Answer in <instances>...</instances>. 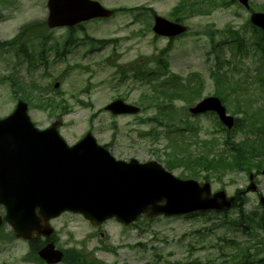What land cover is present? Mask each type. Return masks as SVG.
<instances>
[{"label":"rangeland","instance_id":"374dc122","mask_svg":"<svg viewBox=\"0 0 264 264\" xmlns=\"http://www.w3.org/2000/svg\"><path fill=\"white\" fill-rule=\"evenodd\" d=\"M97 1L115 9V14L107 19L83 22L80 28L71 32L64 27L47 28L44 23L46 0L0 2V41L12 37L20 25L27 23L24 25L28 32L34 31L41 36L40 39L31 38L30 42L33 41L36 50L41 47L48 56L47 62L35 58L32 69L27 71L26 57L15 56L11 50L0 48V117L13 110L19 97L18 86L14 85V92L5 79L17 71L22 82H36L37 86L47 90L41 95L56 101L62 99L67 104L64 110L56 108L52 111L45 107L43 110L37 105L41 95L31 97L28 114L39 128L47 127L60 111V134L69 145L90 131L97 143L107 146L116 159L134 158L138 162L154 159L177 177L202 181L206 171L196 166L197 172L194 173L192 167L195 163L187 160V151L183 149L199 151L205 140L222 138L219 129L211 132L216 129L217 120L209 112L185 115L182 108L187 104L178 98L172 118L155 120L158 116L156 108L144 96L149 91L145 76L148 80L160 76L157 72L153 75L145 72L159 70L158 66H162V63L157 64L156 57L168 39L152 32L153 13L133 10L135 7L137 10L151 8L167 19L180 15L185 19L188 32L173 40L165 61L171 74L179 78L196 73L193 81L200 83L201 98L217 90L216 80L227 81L219 77L222 76L220 70L214 74L218 61L228 78V82L221 83L222 87H234L230 80L246 85L243 93L233 94V101L252 98L251 106L262 107L264 88L255 77L260 69L264 73L260 66L262 60L258 58V46H263L264 42L257 32L253 35L247 24L249 10L238 4L225 8V0H195L200 2L201 9L209 11H200L195 5L193 10L187 9L185 13L175 8L179 0ZM249 8L264 10V0H250ZM229 31L239 32L238 48L232 42L224 44L223 41L230 39ZM47 45H52L53 50L48 51ZM224 61H228L229 66L223 64ZM55 81L58 82L56 88L51 86ZM117 96L139 106L140 112L112 115L104 110V106ZM227 107L230 115L243 119L234 128L236 140L248 136L249 129L244 127L249 123L248 120L245 122L248 119L246 110L233 109L232 103ZM161 121H165V125ZM184 127V131L176 132ZM216 127H219L218 123ZM216 175L209 176L212 191L223 187L228 195H232L236 189L244 190L247 222L237 220L236 209H229L225 213L141 217L130 226H123L112 218L94 228L81 216L65 213L53 222L59 239L57 247L77 249L93 264H241L251 257L255 259L252 264H264L257 262L264 256V227L257 225L261 206L255 192L245 191L248 174L235 171L224 176ZM253 180L264 195V175L258 173ZM246 252L247 257L241 259ZM26 253V246L17 239L0 244V255Z\"/></svg>","mask_w":264,"mask_h":264},{"label":"water","instance_id":"95a60500","mask_svg":"<svg viewBox=\"0 0 264 264\" xmlns=\"http://www.w3.org/2000/svg\"><path fill=\"white\" fill-rule=\"evenodd\" d=\"M239 1L247 6V0ZM48 7L50 27L112 14L93 0H48ZM250 20L264 31V13H252ZM184 30L178 23L154 17L153 31L158 35L174 36ZM105 109L112 114L139 111L120 99ZM205 110H214L228 128L233 125V118L225 114L217 98H205L191 109L194 113ZM59 125L56 120L38 130L27 115V103L21 100L11 114L0 119V204L17 236L25 238L24 228L37 219L36 209L38 222L69 211L81 214L92 225L111 217L129 225L142 214L175 216L223 210L234 201L223 190L212 193L208 182L174 177L156 161L116 160L90 133L68 145L58 134ZM249 179L246 190H256L251 174ZM259 202L264 206V196H259ZM40 255L54 262L63 253L46 247Z\"/></svg>","mask_w":264,"mask_h":264},{"label":"trees","instance_id":"16d2710c","mask_svg":"<svg viewBox=\"0 0 264 264\" xmlns=\"http://www.w3.org/2000/svg\"><path fill=\"white\" fill-rule=\"evenodd\" d=\"M192 2V3H191ZM195 5L199 8L200 11H204V9H201L200 2H196L195 0H179V4L175 7L177 10H180L182 13H185L187 9L193 10L195 8ZM262 38H264V35H261ZM149 74V73H148ZM151 74V73H150ZM145 81L149 85V91L145 93L144 96L149 100L148 103H152L156 108L157 118L155 120H163L166 118H172L173 116L172 112L169 111V108L173 107L172 100L173 98L177 97L180 99H183L187 102H192V100L197 96L199 93V88H197L196 85L190 86L185 84L186 86L182 87H173V88H166L163 83L161 84H151L150 80L147 79L145 76ZM237 82V81H236ZM235 82V84H237ZM13 84V83H12ZM13 85H18L16 81L14 80ZM19 89V88H18ZM235 90L239 89V92H244V88L241 84H237V87H234ZM23 93L25 99H31V97H35L38 95H41L43 92H46L47 90H40V87L35 86L34 84H22V87L19 89ZM27 90H29L30 93H26ZM227 88H218L216 91L217 95L221 97L225 101V99L228 97L227 94ZM31 92H33L31 94ZM159 92V93H158ZM158 94L162 95H168L167 99H169V104L164 105L163 99L158 98ZM230 96L228 97V99ZM39 97L37 102H40L38 106H42L48 109H51L52 111L56 108H60L61 110H64L67 108V104L60 100H53L50 98L43 99ZM245 100V99H244ZM158 101H161V104H159ZM167 101V100H165ZM236 108H239L241 110H246L245 115L248 118L247 120L251 121H258L260 122L259 128H257V136L255 138H243L241 140H235V133L229 130H226L224 127L222 129L224 130L226 136L221 141L223 150L220 149V152L217 153H208L207 151H212V148L214 144H217L218 142L214 141H204L202 142V152L198 153L197 155H189L188 161L194 162L195 166L192 167V169L196 170V166H200V170H205L207 173L210 172H219L221 174L227 173L232 170H238V171H246L249 172L253 169H259L264 164V107H256L253 108L252 113L249 103L245 102H236L235 103ZM169 107V108H167ZM250 113V114H249ZM160 115V116H159ZM251 116V117H250ZM241 119H238V122H240ZM254 122V123H258ZM207 150V151H206ZM212 155V156H210ZM204 168V169H203ZM207 174L204 175L205 178H207ZM241 194V193H240ZM246 204L244 195H239L238 193L235 197V201L232 205L234 209H236L237 212V220H240V222H247L248 216L244 213V205ZM258 226H264V209L262 210V214L259 217V220L257 222ZM69 254H73V252H69ZM248 252L243 253L240 258L244 259L247 257ZM255 262V259L251 257L248 261H243L241 264H252ZM257 262H263L264 263V256L257 259Z\"/></svg>","mask_w":264,"mask_h":264},{"label":"flooded vegetation","instance_id":"af4514ba","mask_svg":"<svg viewBox=\"0 0 264 264\" xmlns=\"http://www.w3.org/2000/svg\"><path fill=\"white\" fill-rule=\"evenodd\" d=\"M0 215L3 216L2 209H0ZM31 237V239L26 241H20V239L18 240L17 238H15L14 233L9 229L8 225L2 221V223L0 224V244L11 240L10 238H15L23 243L24 246H26L27 253L25 255H0V264H49L38 255H33V252L37 254L39 249L45 246L48 241L52 242L56 246V234L53 233L52 235L46 237L32 234Z\"/></svg>","mask_w":264,"mask_h":264}]
</instances>
